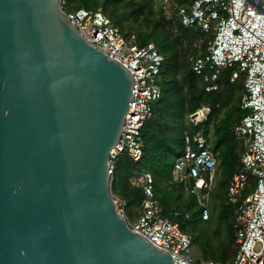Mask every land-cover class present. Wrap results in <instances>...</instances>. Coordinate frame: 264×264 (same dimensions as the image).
<instances>
[{
  "label": "water",
  "instance_id": "obj_1",
  "mask_svg": "<svg viewBox=\"0 0 264 264\" xmlns=\"http://www.w3.org/2000/svg\"><path fill=\"white\" fill-rule=\"evenodd\" d=\"M59 1L0 0V264H173L110 185L134 76Z\"/></svg>",
  "mask_w": 264,
  "mask_h": 264
},
{
  "label": "built area",
  "instance_id": "obj_2",
  "mask_svg": "<svg viewBox=\"0 0 264 264\" xmlns=\"http://www.w3.org/2000/svg\"><path fill=\"white\" fill-rule=\"evenodd\" d=\"M173 0H163L172 6ZM191 5L175 6L181 24L199 29L202 35L214 30V39L192 57V70L208 80L206 90L219 89V75L224 68H234L231 81L245 74V92L241 100L243 115L234 126L236 137L242 141L241 170L234 174L227 191L228 198L238 203L234 221L237 250L229 264H264V13L258 12L247 0H189ZM68 1L60 0V11L90 42L102 48L110 58L131 71L135 82L133 102L125 117L121 137L109 159L110 185L113 189L118 167L124 157L140 161L143 157V129L153 118L155 105L162 98L159 78L166 57L155 43L139 45L135 34L125 37L120 28L102 8L68 10ZM196 46L204 40L195 39ZM213 108L203 105L190 114L193 133L185 134L183 154L173 166L179 185L194 193H202V218H210L207 197L218 174L219 161L204 133ZM190 177L194 186L189 184ZM141 188L144 200L137 218L127 211V202L113 192L118 210L131 229L166 250L173 264H223L214 260H193L187 252L192 236L180 224L163 216V208L155 194L156 180L151 171L131 179ZM228 264V263H227Z\"/></svg>",
  "mask_w": 264,
  "mask_h": 264
},
{
  "label": "trees",
  "instance_id": "obj_3",
  "mask_svg": "<svg viewBox=\"0 0 264 264\" xmlns=\"http://www.w3.org/2000/svg\"><path fill=\"white\" fill-rule=\"evenodd\" d=\"M67 1L68 10H77L83 7L92 9L102 8L100 7V0ZM124 1L126 0H106L103 2L105 9H102L120 28L125 37L129 38L132 34H135L139 45H145L151 42L155 43L158 50L166 57V61L161 73L163 84L162 98L155 105L153 118L146 123L143 129V157L140 161H134L127 156L123 158L118 169L122 167L125 171V176L122 178L120 190L117 189L116 182L114 183L113 192L127 202L128 214L133 218L141 209L145 196L141 188L131 184V179L142 172L152 170L156 180L155 194L162 205L163 216L173 221H175V218L181 219L182 222H176L180 224L183 231L188 233L190 228L188 223L194 216L192 209L198 204L197 197L195 195H190L188 204H186L185 207L183 203L178 205V201H173L166 196V189L161 185L159 186V184L164 177L173 178L172 168L176 159L183 154V147L186 140L185 121L187 120L189 123L190 114L201 106H211L213 111L209 121L205 125L204 133L220 162L215 187V190L216 188L218 190L216 193L214 190L211 195V209L213 210L214 203H212V200L214 198V193L215 198L221 197L222 201L220 204L214 205L216 213L211 211V216L206 221L209 222L208 226L211 227V225H214L215 237L219 245L222 244L220 243L222 236H220L219 230H221L223 225H227V229L231 233L229 245L235 247V252L232 255H228V257L227 252L226 254L220 253L218 258L224 260L223 262L205 257H203V259L229 264L234 259L237 250L234 221L238 210V203H233L229 200L227 191L234 174L239 172L242 166L241 156L243 148L233 128L241 121L243 115L241 99L245 92V74L240 75L235 81H231V74L234 68H224L218 79L220 85L219 89L214 92H208L206 90L208 80L205 76H198L195 74L192 70L191 59V46L195 39L204 35H202L199 29L184 27L177 16L175 8L176 4L191 5L189 0H173L171 5L174 13L173 17L170 19L164 16L163 5L166 6V4L163 0H160L163 8L159 10V13L155 11V0H128V4L132 6L131 15H136L137 18L144 16V18L149 21L148 30L142 33L123 29L107 13L110 9V5L120 4ZM148 15L158 16V25H154L153 22L150 21ZM214 35L215 32L212 30L208 34L207 39L204 40L203 53L205 52L207 43L214 39ZM241 85L243 86V91L239 105L236 106L233 105L234 92L238 89H236V87H241ZM191 131L193 133L194 130L192 129ZM170 192H172V194L175 193L173 191ZM181 197H183V193ZM132 210H135V213H131ZM230 215L231 220L228 221ZM206 230L208 231V228ZM201 236V234H198L194 239L196 241H202ZM204 242L208 244V247L212 248L209 237H207ZM193 243L192 237V244ZM212 252L214 253V257L217 258L218 251L212 249ZM227 258L230 259L226 260Z\"/></svg>",
  "mask_w": 264,
  "mask_h": 264
},
{
  "label": "rangeland",
  "instance_id": "obj_4",
  "mask_svg": "<svg viewBox=\"0 0 264 264\" xmlns=\"http://www.w3.org/2000/svg\"><path fill=\"white\" fill-rule=\"evenodd\" d=\"M106 0H100L101 5L100 7L104 8L103 6V2H105ZM139 1V0H136ZM141 1H147V0H141ZM164 7V8H163ZM160 2V0H155V11H157L159 13V10L161 8L164 9V16H166L168 19H170L171 17H173V7L166 5L164 6ZM105 9V8H104ZM131 10H132V6H130L128 4V0L120 3V4H113L110 5V9L109 11H107V13L109 14V16L123 29L128 30V31H135L136 33H142L145 32L146 30H148V24L149 21L146 20L144 18V16H141L139 18H137L136 15H131ZM112 14V15H111ZM150 21L153 22V24H157L158 25V16L154 15H148ZM152 24V23H151ZM176 28V26H175ZM202 40H206L208 35H204V36H199ZM204 50V46H196L195 42L193 43V45L191 46V51H192V57L196 54H198L199 52ZM192 59V58H191ZM159 83L162 87V79L161 77L159 78ZM163 88V87H162ZM238 88V89H237ZM237 90H235L234 92V103L233 105H239L240 99H241V95H242V91H243V86L241 85V87L237 86L236 87ZM185 125H186V131H190L189 129V124L187 123V120L185 121ZM125 176V171L121 168H119L117 170V174H116V187L118 190H120L121 187V181L122 178ZM162 186L164 189H166V196L168 198H171L173 201H178V205H180V203H183L184 207L186 204H188L189 201V196L190 195H195L196 197H202V193H194L191 190L188 192H182L184 190H182L184 187L180 186L177 182L173 181H169L166 180L165 182H161L159 186ZM182 188V189H181ZM182 190V191H181ZM218 189L216 188L215 193ZM173 191L175 192L174 194H172ZM183 193V197H181V194ZM215 193L213 195V200L212 203L213 204V210L216 213L215 207L214 205H218L221 203L222 199L221 197L219 198H215ZM214 201V202H213ZM188 209V208H187ZM191 209V208H190ZM189 209V210H190ZM130 211V209H129ZM192 212L194 213L193 218H191L190 222L188 223L189 228V234L193 237V241L194 243L192 244V246L190 247L189 251L187 252V254L193 259V260H200L203 259V257L208 258V259H216L218 261H224L220 258H218V256L220 255V253L226 254L227 252V257L228 255H232L235 252V247H233V245H229L230 243V237H231V233L228 231L227 229V225H223L221 230H219V234L221 237L220 239V243H222L221 245H219L217 242V238L215 237V227L214 225H209V222H207L206 220H203L202 218V214H203V208L201 206H199L198 204L196 206H194V208L192 209ZM131 213H135V210H132ZM135 219V218H134ZM231 220V215L228 217V221ZM173 221V220H172ZM182 222L181 219L179 218H175L174 222ZM210 227V228H209ZM208 228V231L206 230ZM206 233V234H205ZM198 234H201L202 236V241H196L194 239V237ZM209 237V239L211 240L212 243V248L208 247L206 244V242H204V240H206V238ZM223 240V242H222ZM219 245V246H218ZM212 249H214L215 251H218L217 254V258L214 257V253L212 252ZM231 258V257H230ZM227 258L226 260L230 259Z\"/></svg>",
  "mask_w": 264,
  "mask_h": 264
},
{
  "label": "crops",
  "instance_id": "obj_5",
  "mask_svg": "<svg viewBox=\"0 0 264 264\" xmlns=\"http://www.w3.org/2000/svg\"><path fill=\"white\" fill-rule=\"evenodd\" d=\"M243 97V96H242ZM242 100V99H241ZM188 123V122H187ZM189 124V123H188ZM189 126H190V124H189ZM189 129H190V131H189V133H191L192 131V127L190 126L189 127ZM233 130H234V128H233ZM188 131H186L185 132V134L187 133ZM239 140V139H238ZM239 143H240V145L242 146V148H243V151H244V145H243V143H242V141L241 140H239ZM183 149H184V147H183ZM243 153V152H242ZM220 163V162H219ZM147 171H151L152 173H153V171L152 170H147ZM218 173H219V171H218ZM172 176H173V178L172 179H170V178H168V177H164V178H162L161 179V182H165L166 180H169V181H175V179H177V177H176V174H174L173 173V168H172ZM176 182V181H175ZM231 182V181H230ZM178 183V182H177ZM189 184H190V182H189ZM156 185V184H155ZM181 186V185H180ZM191 186V185H190ZM215 187H216V180H215V182H214V185L212 186V188H211V190H210V192L209 193H204L205 194V196L207 197V200H208V205H209V208H210V216H211V211H212V209H211V205H210V198H211V195H212V193H213V191L215 190ZM183 190H184V192H188V191H190V190H186L185 188H183ZM199 199H200V197L198 196L197 197V202H198V205L199 206H201L200 205V201H199ZM158 200V199H157ZM159 202V201H158ZM160 203V202H159ZM161 205V204H160ZM162 206V205H161ZM141 210V209H140ZM140 210H139V212H140ZM139 212L137 213V215L136 216H133V218H137L138 217V215H139ZM204 220V219H203ZM178 223V222H177Z\"/></svg>",
  "mask_w": 264,
  "mask_h": 264
}]
</instances>
